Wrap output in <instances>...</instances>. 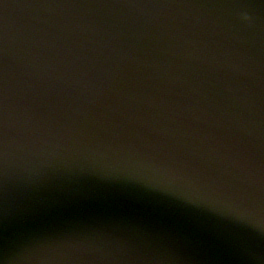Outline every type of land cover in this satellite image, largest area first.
Segmentation results:
<instances>
[{
	"label": "water",
	"instance_id": "obj_1",
	"mask_svg": "<svg viewBox=\"0 0 264 264\" xmlns=\"http://www.w3.org/2000/svg\"><path fill=\"white\" fill-rule=\"evenodd\" d=\"M0 264H264V0H0Z\"/></svg>",
	"mask_w": 264,
	"mask_h": 264
},
{
	"label": "clouds",
	"instance_id": "obj_2",
	"mask_svg": "<svg viewBox=\"0 0 264 264\" xmlns=\"http://www.w3.org/2000/svg\"><path fill=\"white\" fill-rule=\"evenodd\" d=\"M247 19V17H245Z\"/></svg>",
	"mask_w": 264,
	"mask_h": 264
}]
</instances>
